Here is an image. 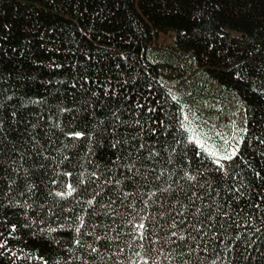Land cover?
<instances>
[{"label": "trees", "instance_id": "16d2710c", "mask_svg": "<svg viewBox=\"0 0 264 264\" xmlns=\"http://www.w3.org/2000/svg\"><path fill=\"white\" fill-rule=\"evenodd\" d=\"M0 264H264V0H0Z\"/></svg>", "mask_w": 264, "mask_h": 264}]
</instances>
